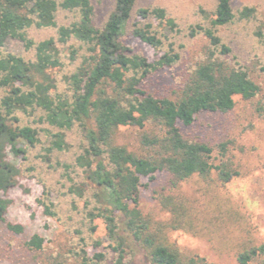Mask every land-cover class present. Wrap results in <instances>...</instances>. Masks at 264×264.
I'll return each mask as SVG.
<instances>
[{
    "label": "trees",
    "instance_id": "trees-1",
    "mask_svg": "<svg viewBox=\"0 0 264 264\" xmlns=\"http://www.w3.org/2000/svg\"><path fill=\"white\" fill-rule=\"evenodd\" d=\"M91 0H0V48L7 39H16L25 49H33L31 60L2 52L0 49V222L14 233H22L23 225L6 221L5 213L11 202L6 192L18 185L23 174L22 161L27 147L38 142V132L27 125L9 124L17 110L40 108L44 121L57 131L50 134L42 157L47 160L53 152L69 148L65 131L76 127L82 142L71 163L56 162L69 184L66 193L84 200L85 218L94 230L93 220L104 221L109 248L115 258L112 264H124L129 241L144 252L150 264H197L194 256L184 257L169 233L184 229L201 233L200 214L194 202L173 193L180 183L197 177L206 183L214 180L224 185L240 175L231 139L211 144L187 135L199 116L226 113L234 106V96L250 99L259 85L243 66L227 59L230 48L216 33L218 26L231 23L236 14L231 0H217L209 25L196 24L188 34H202L209 42L204 58L181 78L172 91L174 97L156 95L143 87L149 75L173 66L179 52L168 44L167 49L153 61L133 52L121 36L132 16L136 0H114L112 10L100 27L94 24ZM58 10L76 13V20L57 25ZM253 7L244 6L238 19L254 16ZM138 21L133 23L131 35L161 50L163 40L152 29L154 19L169 31L176 24L160 6L139 7ZM56 28L55 36L34 41L27 29ZM262 37L260 31L257 32ZM75 39L85 46V54L77 68L63 76L64 91H58L52 71L61 68L58 44ZM74 59L76 49L70 50ZM264 70V66L261 67ZM135 128V144L129 147L119 141L121 128ZM80 174L82 181H74L71 173ZM155 173L168 175L169 192H156L161 208L171 214L168 221H153L140 208L141 177L153 178ZM215 174V178H212ZM42 214L57 219L51 188L41 183L36 199ZM221 212L220 205L215 202ZM225 213L236 218L227 208ZM196 221H198L196 223ZM46 227V225H44ZM121 230L125 234L120 232ZM249 232V230H247ZM80 233V231H77ZM41 232L32 233L24 242L27 250L41 251L46 239ZM84 237L69 251L70 260L55 257L49 264H92L86 251ZM100 254H95L99 258ZM237 264H264V245L251 239L235 255ZM200 264L206 263L201 259ZM43 264H45L43 262Z\"/></svg>",
    "mask_w": 264,
    "mask_h": 264
},
{
    "label": "rangeland",
    "instance_id": "rangeland-1",
    "mask_svg": "<svg viewBox=\"0 0 264 264\" xmlns=\"http://www.w3.org/2000/svg\"><path fill=\"white\" fill-rule=\"evenodd\" d=\"M217 0H136L132 16L127 22L122 42L133 52L141 54L153 61L167 49L168 44L179 52V60L170 68L161 69L144 79L143 87L156 95L174 97L172 91L179 84L184 74L197 61L204 58L210 47L202 34L191 36L188 30L196 24L209 25ZM94 10V24L100 27L112 10L114 0H91ZM160 6L176 24L172 31L154 19H150L152 29L163 40L161 50H155L148 44L131 35L133 23L138 21L135 10L139 7ZM236 17L223 26H218L216 33L230 52L227 59L232 64L243 66L250 77L259 85V91L250 99L234 96V106L226 113L202 114L183 131L190 137L200 138L211 144L231 139L234 141L231 152L235 155L240 175L227 184L218 185L213 179L206 183L194 177L179 184L173 193L182 195L194 202L200 214H205L198 222L201 233L194 234L184 229H176L169 233L184 257L194 256L202 263L203 259L210 264H237L235 255L248 240L254 244L264 245V0H231ZM244 6L255 9L254 16L247 20L237 17V12ZM74 12L58 10L57 25H67L76 20ZM260 31L262 37L257 35ZM56 28L27 29V36L34 41L55 36ZM63 65L52 71L56 79L58 91L65 90L63 76L74 71L85 54V46L75 39L65 44H58ZM2 52L13 53L31 60L33 49H25L23 43L16 39H7L0 48ZM76 49L74 59L70 58V50ZM0 89V98L5 94ZM40 108L17 110L9 124L27 125L37 130L38 142L27 147L26 159L22 161L23 174L18 178V185L6 192L11 200L5 213L6 221L23 225L22 233H14L0 222V264H49L52 258L59 257L70 260V249L76 246L80 236L84 237L86 251L92 258V264H112L115 255L109 248L104 221L93 220L94 230L85 218L84 200L67 194L69 182L62 175V169L56 162L71 163L80 150L82 142L79 130L74 127L65 131L69 148L62 152H53L47 160L42 157L43 148L47 145L50 134L57 131L47 124ZM137 130L121 128L119 141L131 147L135 144ZM74 181H82L78 173H71ZM168 175L155 173L153 178L141 177L139 208L143 215L153 221H168L171 214L161 208L155 196L156 192H169ZM215 178V174H212ZM41 183L51 188L52 199L57 210V219L47 218L37 204L41 191ZM215 202L220 205L216 209ZM229 208L236 214L232 218L225 210ZM46 225V227H44ZM249 230V232L247 231ZM77 231H80L78 233ZM34 232L44 234L46 242L41 251H30L24 242ZM120 232L125 234L124 231ZM130 246L125 255L124 264H150L144 252L129 241ZM95 254H100L99 258Z\"/></svg>",
    "mask_w": 264,
    "mask_h": 264
}]
</instances>
